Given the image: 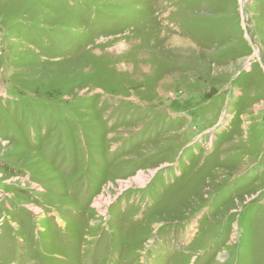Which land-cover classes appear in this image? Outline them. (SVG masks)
<instances>
[{
    "label": "rangeland",
    "instance_id": "1",
    "mask_svg": "<svg viewBox=\"0 0 264 264\" xmlns=\"http://www.w3.org/2000/svg\"><path fill=\"white\" fill-rule=\"evenodd\" d=\"M0 264H264V0H0Z\"/></svg>",
    "mask_w": 264,
    "mask_h": 264
}]
</instances>
